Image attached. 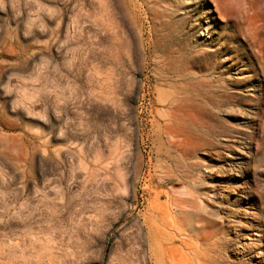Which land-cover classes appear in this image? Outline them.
I'll return each mask as SVG.
<instances>
[{
    "label": "rangeland",
    "instance_id": "obj_1",
    "mask_svg": "<svg viewBox=\"0 0 264 264\" xmlns=\"http://www.w3.org/2000/svg\"><path fill=\"white\" fill-rule=\"evenodd\" d=\"M0 264H264V0H0Z\"/></svg>",
    "mask_w": 264,
    "mask_h": 264
},
{
    "label": "bare ground",
    "instance_id": "obj_2",
    "mask_svg": "<svg viewBox=\"0 0 264 264\" xmlns=\"http://www.w3.org/2000/svg\"><path fill=\"white\" fill-rule=\"evenodd\" d=\"M120 30H122V29H120ZM120 30H119V31H120ZM127 30H128V29H127ZM117 31H118V30H117ZM123 31H124V30H123ZM123 31H121V32H123ZM123 34H124V32H123ZM123 34H121V35L123 36ZM126 34H127V33H126ZM118 35H119V32H118ZM124 35H125V34H124ZM123 38H124V37H123Z\"/></svg>",
    "mask_w": 264,
    "mask_h": 264
}]
</instances>
